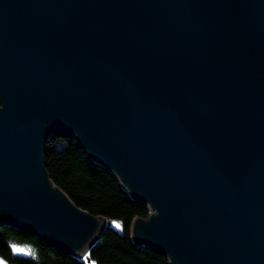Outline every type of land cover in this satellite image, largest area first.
<instances>
[{"label": "water", "instance_id": "1", "mask_svg": "<svg viewBox=\"0 0 264 264\" xmlns=\"http://www.w3.org/2000/svg\"><path fill=\"white\" fill-rule=\"evenodd\" d=\"M55 133L169 264H264V0H0V222L80 257L105 218L52 181Z\"/></svg>", "mask_w": 264, "mask_h": 264}, {"label": "trees", "instance_id": "2", "mask_svg": "<svg viewBox=\"0 0 264 264\" xmlns=\"http://www.w3.org/2000/svg\"><path fill=\"white\" fill-rule=\"evenodd\" d=\"M45 162L54 184L75 204L105 218L104 230L78 257L0 222L2 257L11 264H169L166 255L133 240L131 223L137 216L147 217V203L133 199L106 167L88 156L75 137L51 135L46 142Z\"/></svg>", "mask_w": 264, "mask_h": 264}, {"label": "snow or ice", "instance_id": "3", "mask_svg": "<svg viewBox=\"0 0 264 264\" xmlns=\"http://www.w3.org/2000/svg\"><path fill=\"white\" fill-rule=\"evenodd\" d=\"M117 227H120V225L119 224H117ZM16 251H18V252H24V251H26L25 249H15ZM29 252H30V250H28ZM0 264H3V262H0ZM93 264H95V262H93Z\"/></svg>", "mask_w": 264, "mask_h": 264}]
</instances>
